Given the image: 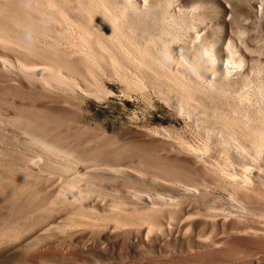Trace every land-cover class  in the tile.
Masks as SVG:
<instances>
[{"label": "rangeland", "instance_id": "374dc122", "mask_svg": "<svg viewBox=\"0 0 264 264\" xmlns=\"http://www.w3.org/2000/svg\"><path fill=\"white\" fill-rule=\"evenodd\" d=\"M22 1H25V2L22 3ZM41 1L42 0H33V1L32 0H27V1L26 0H0V10H1L0 12L2 13V15L0 13V30H1L0 32L2 33V34L0 33L1 34L0 35V40H1L0 41V59L4 57V60L9 61L7 62L1 59L3 61L2 63V61L0 60V182H1L0 196L3 198L2 199L0 197V201L2 200L1 203L3 205V206L0 205V231L1 230L5 231V233L2 231L0 234L2 237L4 236L2 240H1L2 237L0 238L1 243H3V244L0 243V264H264V244H256L251 239L249 241L248 238H244V237H232L231 238L232 247L223 253L219 252L216 254L212 252L211 249L205 248L196 242V237H198L199 235L202 236L205 233L201 228L193 229V231L191 230L192 232H190V234L188 233L189 230L186 227H182L183 229L181 228V230H178V226H179L178 224H180V219L184 212L183 210L187 208L189 205L188 204L189 202H187L186 204L187 200L183 196L182 192L179 190L178 185L183 184L184 182L188 180L200 181L204 178L213 179V177L208 172L204 171V168H205L204 164L197 163L193 165H188L187 164L188 157L185 155L186 152H184L186 149H184V151L181 150L182 148L187 146L186 142H190L191 145H194L200 148L202 143L205 140L210 138L211 142H213V138H214L212 130H210L207 127V124L205 123V120H204L205 117L202 115L201 110L198 108H193V106L191 105L192 100L189 99L190 97H193V98L203 97L204 92H207L210 88V86H207L208 84L206 85V81L204 79L199 78V76L196 73L195 66H193L194 64L193 54L189 49H190L191 44L192 43L194 44V42L192 41H195V39L193 38L191 39L189 37L190 36L193 37L195 34L201 33L200 35H206L208 38L212 40L214 39L213 41L216 42L215 43L216 48H219L224 51L225 48L227 49L229 47L230 50L233 49L231 51L233 54L235 53L236 55L238 54V52L236 51H239V53L246 52V49L248 48V46L251 45L250 43H252V45L250 46L251 48H248L246 52L250 54V52L253 51L251 52V55L254 54L255 56L254 55L249 56V58L253 57L252 60L250 62L244 63L245 65L242 64V67H238L240 69L236 68L237 70L234 69L230 71L231 77L230 75H227V78L229 80L233 81L234 79L235 81L237 77L240 76L242 71H247L248 73L247 86L248 87L246 90L240 92V94L236 96H233L227 99L225 97L224 99L226 100V102L223 103L222 106L224 109H228V111H231L232 109L230 110L228 107H226L227 106L226 104H229L232 101L236 100L235 104L239 106V108L237 111L235 108H233L235 110L234 111L232 110L233 112L231 111V114H230V116L233 119L235 117V119L237 120V121L235 120L236 123L245 127L246 125H244L243 122L246 123V120L248 121V119H250L253 122L255 121V123L262 122L264 124V116H263L264 115V109H263L264 108L263 107L264 106V94H263L264 92H261L264 89V87H262L264 86V84L261 85L262 83H264L263 82L264 79H261L262 77L264 78L263 76V73H264V68H263L264 67L263 66L264 65V50H263L264 49V0H173V1L165 0L164 3H162L159 6V9L162 10L163 15H165L162 19L163 21L160 20L157 22V24L155 25L157 29L155 31V34L152 35V38L150 35V39H153V40H148L149 46H152L155 43L154 46H156V48L149 47V49L147 45L145 46V44H148V41L145 38L149 37V35H145L146 34L145 30L141 26H138L137 22L130 21L131 17L128 16L130 8L123 9V7L127 8L128 3H129L128 6L131 7V3H132L131 0H104L103 2L102 0L100 1V5L102 3H107V1L109 2L106 4L107 6L106 5L105 6L107 10H110V12L116 10L115 8L117 7L116 12L115 11L111 12V14L113 13V16H114V18L112 17L113 19L111 18L112 15L108 14L109 11H107V14H106L105 7H104L105 9H102L103 4L101 6L102 8L99 7L100 6L99 2L96 0L95 1L93 0L94 2L90 0H86V2L83 0H79V1H82V4L85 3L83 5H86L87 3L86 5L87 7L80 4L78 0H75V1L57 0V2L59 1L58 3H56V0H52L51 4H53L54 6L51 4L48 6H45L49 8V9L45 8V11H42L44 7L37 6V4L42 5V3H44V1H42V3ZM136 1L139 4H143L144 2V0H136ZM171 1L173 3H171ZM166 2H167V5H166ZM20 3L22 5L21 8L19 7ZM26 3L29 5H27ZM63 3H64V6H61L60 4L63 5ZM72 3H74V7H77L79 4L78 7H80L79 8L80 10H78V8H73ZM93 4H98L97 5L98 7H94L95 5ZM43 5H47V4H43ZM90 5L92 6L91 8H89ZM111 5L115 6V7L112 6L113 7L112 10H111L112 8ZM70 6H72V8L70 9V13H68L69 10L67 9H69L68 7ZM121 6L123 7L121 8ZM167 6L168 8H166ZM171 6L172 8H170ZM27 7L28 8L31 7V9L29 10ZM84 7H86L85 11L87 13L88 11H89V14L90 12H94L93 15L91 14L92 17L87 13L86 14L83 13L84 11H81L82 9H84ZM32 8L36 10V12H38V10L40 12L41 11L45 12L43 14L41 13L42 18L39 15L40 12L34 13V10ZM39 8H42V9H39ZM63 8H67V9H63ZM118 8L119 9L121 8L120 10L122 11H120ZM92 9L93 11H90ZM46 10L47 11L49 10L48 13L51 10L53 12L54 10L58 11L57 13L60 12L59 15L57 16L58 19H56L57 17L55 15H52L56 12L54 13L52 12L51 14L49 13L50 15L53 16L51 18L48 16L43 17L45 15H48L46 14L47 12ZM119 11L121 12V14L118 13ZM172 12H173V15L176 13L175 17L172 15ZM182 12H184V15L182 14ZM73 13H78V14L80 13L79 15L83 14V18H84L83 23L84 22L85 23L82 25H84L85 27H88V28H84V31H83L85 32L87 29L86 34L83 35V32L80 33V31L83 30L82 28L84 27L81 24L80 25L77 24V29L76 27H72L73 32L71 31V25L72 26L76 25V23H74L73 21H70L71 20L70 14L73 15ZM103 13L105 14V16ZM194 13L197 18L195 17ZM84 14L88 16H85ZM98 15L99 17L96 20V17ZM101 16L103 18H108V20L110 19L109 21L110 23H105V21H103L104 19L100 18ZM122 16L126 18L123 19ZM27 17L28 18L32 17V18H29L31 19L29 20ZM88 17H91L92 19L93 17L95 18L93 19V21L96 20L94 24L92 23L93 21L91 20V18H90V21L92 22L88 23L90 22L88 20L89 19ZM179 17H180V20H179ZM63 18H65L64 19L65 23L63 20H61ZM183 18H184V21L182 22L183 24L182 25L181 21L183 20ZM231 18L234 20H232ZM21 19H22V23L26 21L25 23H27L30 26L29 32L31 34L33 33L32 35L26 34V33H29L27 32L28 30L23 31L22 28H19L17 26V23H19ZM42 19H45V21H42ZM66 19H68L69 21ZM98 19L101 21V23H98L99 26L96 24L97 22H100ZM119 19L120 21H123V22H120ZM127 19H129L128 20L129 22L127 21ZM59 20L61 21L60 23H58ZM108 20H106V22H108ZM38 21L39 23H37ZM40 21L42 23H40ZM47 21L49 23H52V22L55 23V25H57L58 27H55V26L52 27V25H54L53 23L47 25L48 24ZM112 21H114L115 25L113 24ZM164 21L165 23H167V25H164L165 24ZM166 21H168L169 23ZM102 22L105 23L106 25V26H103L104 24L102 25L103 29L100 27ZM61 23L62 24L64 23L63 24L64 26ZM111 23L113 25L111 26L108 25ZM119 23L121 24L119 25ZM65 24H69L70 27H67ZM117 24L119 27L118 26L116 27ZM60 25L62 26V28ZM89 25H91L90 30L92 29H95V30L89 31ZM79 26L81 27V29H79L80 28ZM129 26H131V29H128ZM165 26L166 27L168 26L169 28H166ZM47 27L48 28L55 27L54 29L56 31L53 29L46 30L45 28ZM229 27L231 28V30ZM56 28H59L60 30ZM133 28H135L136 30L134 29V31L131 32ZM170 28L173 30H171ZM175 28L176 29L178 28V29L176 30ZM194 28H199V29H194ZM18 29H21L19 30V32L22 31L20 32V34L18 32ZM78 29L79 31H77ZM120 29L121 30L123 29V30L121 31ZM64 30L66 31L64 32L66 36L61 35L62 34L61 32H63ZM163 30L168 31L169 32L168 35H167V32H164ZM182 30L183 32H181ZM229 30H230V33L232 34L229 33ZM246 30L248 31L249 35H247ZM36 31H40L39 36H37L38 37L37 41H36L37 37H35L36 36L35 34H37ZM112 31H118L120 34L117 32V35H121L119 36V38H122L123 41L120 40L118 37L116 38L115 37L116 35H114L116 32L113 33ZM128 31H130L132 35L129 34L130 32L128 33ZM143 31L145 32V34ZM184 31L186 32L189 31V32L187 34ZM55 32L59 33L57 34L59 38L58 37L56 38V36L54 35ZM76 32L79 33V35L77 36H80V37H77L74 35V33ZM87 32L88 33L93 32V34L90 35ZM134 32H136L137 34L136 33L134 34ZM100 33L103 34L101 36V38L102 37L103 38L100 39L99 41V36L101 35ZM109 33L110 35H108ZM170 33L175 34V35H172ZM233 33H236V34H233ZM240 33L242 36L240 35ZM40 34L43 35V37H41ZM127 34L131 36L129 35L127 36ZM169 34L171 36H169ZM228 34L230 36L233 35L232 36L233 38L230 37ZM60 35L64 36L62 37L63 40L61 39ZM85 35H87L86 39L84 38ZM136 35H138V37H135ZM142 35H145L146 37ZM155 35H159L158 38ZM239 35L241 36V38L239 37ZM105 36L107 38L111 36V39L110 38L107 39ZM126 36L129 38L131 37L133 38L129 39ZM172 36L174 38H171ZM33 37L37 43L34 42V40H32ZM44 37L46 38L48 37L49 39L50 38L51 39L50 41L47 40L46 42H44L46 40V38ZM134 37L137 40H135ZM141 37H143V39H145L147 43H145L144 41L141 42L140 40H143V39H140ZM182 37H186V38H182ZM79 38H84V39L81 40ZM160 38L164 41H161ZM124 39L125 40L128 39L129 42L128 41L127 42L129 44H127V42L124 41ZM165 39L167 40V42H165L166 41ZM247 39H249L250 42L247 41ZM7 40L9 41V44ZM86 40H89L87 42L91 45V47H89L90 45L86 42ZM113 40L115 41L114 44H113L114 42ZM117 40L125 43L127 47L124 48L125 45L122 42L119 43ZM154 40L155 41L159 40V42H155ZM83 41L85 42L83 43ZM101 41L110 43L113 46L112 47L113 50L109 49L110 52H106L105 50L109 51L107 47H109L110 44H108L109 46H106L105 45L106 43L103 42L104 46L102 43H100L101 45H99L98 43ZM134 41L137 43H135ZM14 42H17L18 44ZM47 42H49V45ZM53 42L55 43L57 42L56 43L57 46ZM140 43L142 45H140ZM243 43H244V46H242ZM134 44H137V45H134ZM97 45H99V48L97 47ZM163 45H166V46H163ZM232 45H234V47ZM239 45H240V48H239ZM257 45L258 46L260 45L261 47H257ZM92 46H93V49H96L97 47L96 51L93 49H90L92 48ZM101 46L106 47V48L102 49ZM41 47H43V49ZM81 47L82 49L83 48L84 49L82 50ZM145 47L147 51L144 50ZM180 47L186 48L185 54L181 55L177 51V48H180ZM243 47L244 49H242ZM28 48H33L36 51H34L33 49H28ZM44 48L47 50H44ZM57 48H59V50ZM116 48H120V49H116ZM127 48H130V49H127ZM167 48L169 49L171 48V50ZM257 48L261 49L262 51L257 50L258 52H260V53H257L256 52ZM41 49L44 50L45 52L42 51ZM87 49H90L91 51H93V53ZM115 49L119 53L122 52L121 54H124L125 56L122 57L123 55L119 54L117 51H115ZM152 49L153 50L156 49L157 51L155 50L153 51ZM249 49H252V50H249ZM28 50L29 51L33 50V51L29 52ZM49 50H51L52 52ZM78 50H81L79 51V53L83 52V53H80L82 55L78 53ZM84 50L88 51V53L85 54L86 51ZM101 50L102 52L104 51L103 52L104 56H102ZM127 50H128L129 57L126 56L127 53L125 51ZM131 50H134L133 51L134 53ZM38 51L39 53L40 52L41 53L38 54L37 53ZM47 51L51 52L52 54H49V52ZM55 51H60V52L56 53ZM68 51H71V52H68ZM111 51H113L114 56L119 54L118 58H115L117 56L113 58L115 59L114 61L116 62H114L112 59L109 60L107 58V56H109L108 54L111 53ZM169 51H172V53ZM96 52H99V53H96ZM156 52L157 53L160 52V54H157ZM53 53L56 55L55 57L60 58V59L67 58V60L69 61L70 59H74V58L81 57V56H82L81 58H83L89 53H90L89 55L93 56L94 58H92L91 56L90 57L86 56L88 59L91 58V60L84 61V59H87L86 57H84L82 59L83 62L82 60H79L80 58L76 60L74 59V62L76 63L74 62L73 63L76 66H79L77 64H80V66L77 67L79 69L81 68L80 73L77 74V72H72L69 70L66 71L67 69L62 68L61 75L59 76L61 77V79H58L59 77L42 75V76L35 77V80H34L33 79L34 77H32V79L27 77L30 75L25 76L24 75L25 72L24 74L21 73L23 70L26 71L30 67H34L38 65L45 66L49 64H54L52 59H55V58L54 56H51V55H54ZM62 53L64 54V57ZM67 53H68V57H67ZM105 53H108V54H105ZM145 53H147L148 55H146ZM69 54H71L72 56ZM149 54H151V56ZM136 55H139V57ZM69 56H71V58ZM100 57L102 59H100ZM152 57L154 58L152 60L150 59L151 60L150 61L149 58H152ZM124 58H127L128 61L127 59H124ZM137 58L138 60H136ZM139 58L141 59L139 60ZM166 58H167V61H166ZM181 58H183V61ZM93 59L94 61L98 60L96 61L97 63L96 62L94 63ZM142 59H144V61H147V62L146 63L143 62ZM104 60L105 62L104 64H102ZM160 60H162L163 62L162 61L160 62ZM126 61H127V64L125 63ZM155 61L158 63H156ZM251 62L252 64H250ZM106 63L109 64V65L107 64L108 67L106 66ZM150 64L152 65L150 66ZM172 64L175 66H173ZM189 64H191L190 65L191 68ZM220 64L224 65L225 62L222 61L219 63V65ZM255 64H259V65H255ZM122 65L125 67H122ZM131 65L133 67H131ZM153 65H156V66L153 67ZM22 66H25V67H22ZM81 66L83 67L88 66L87 67L88 69L85 68L86 69L85 71L86 72L89 71L87 72L89 73V75L83 72L84 69ZM179 67H181V69ZM105 68H108L107 70H109V68L111 69L113 68L114 71H112V74H111V70H109L108 73H104V71L106 70ZM141 68H142V71L145 69L146 70L142 72ZM149 68L150 70L153 69L151 70L150 73H149L150 71ZM157 68H159L160 70L162 69L161 72ZM260 68H262L263 70ZM128 69H131L133 71L130 72V70ZM166 69L168 70V72ZM251 69L253 70L251 71ZM154 70L156 72H154ZM134 71H137V73L135 72L134 74L135 76H133ZM69 73H72V75ZM128 73L130 74V76L127 75ZM152 73H155V74H152ZM146 74L147 75L150 74V76L151 74L153 75L149 77L151 80L149 78H146L149 76V75L146 76ZM142 75L143 77H141ZM208 75L209 76L211 75L210 71L208 72ZM111 76H114L115 78L114 77L111 78ZM136 76L138 77L135 78ZM169 76L171 77V79H169L170 78ZM130 77L132 81H130ZM132 77L134 78V80ZM124 78H126L125 81H123ZM56 79L60 82L59 84H57L58 81ZM156 79L157 81L161 82L162 85L161 83L159 84V82L157 83ZM179 79H181V81H183L185 84L179 81ZM44 80H46V82ZM84 80L86 81L88 80V82L85 83ZM154 80L156 84L154 83L151 84L150 82H154ZM256 80H260V82L257 81V84H256L255 83ZM61 81L65 84H63ZM54 82H56V84ZM69 82L72 84H70ZM127 82L128 84H126ZM147 83H149L148 87H147ZM170 83H173V84H170ZM157 84H159L160 87H157L158 86ZM178 84L181 87L178 86ZM253 84L254 85L256 84L257 87L253 86ZM68 85H71V86H68ZM55 86H57L58 88ZM63 86L65 89L63 88ZM73 86L76 87L77 89L76 88L75 90L72 89ZM151 86H155V87L152 88ZM66 87L71 90H68ZM252 87H254L253 88L254 91L256 89V91L254 92L255 94L252 91L253 90ZM154 88L155 89L159 88L158 90L160 92L162 91L163 93L162 92L161 93L163 95L161 93L160 94L162 96L156 95V93L159 94V91L158 90L153 91ZM260 89L262 90L260 91ZM83 90L86 91V93L83 92ZM169 91L170 92L172 91V92L170 93ZM183 91H184V94L186 92V94L188 95H182ZM165 92L166 93L168 92V93L166 94ZM260 94H261V97L259 96ZM164 95H166L167 97ZM251 95H253L254 98H252ZM247 96H249L250 98ZM160 97H163L164 100L161 99ZM185 97L188 99H186ZM183 98L186 99L187 101L184 100ZM167 99L171 101H168ZM243 99L246 101H249V103L248 102L246 103V101H244ZM242 101L245 104H242L243 103ZM252 101L254 105L251 104ZM257 101L260 102L261 104L258 103ZM240 102L242 103L240 104ZM254 102H256L258 107L255 105ZM243 105H245L246 108L243 107ZM248 109L250 110L248 111ZM186 110L187 111L189 110L191 112L189 111L187 112ZM241 113L242 114L244 113L243 114L244 116ZM261 113H262L261 116L263 119L261 118L260 120L261 116L259 114ZM252 114L253 115L255 114L254 115L255 117H253ZM186 117H189L190 119L189 118L187 119ZM240 118H242V120ZM197 131H198V134H197ZM197 138H199L200 140ZM31 139L34 141L35 144L31 143L33 142ZM174 140H177V141L175 142ZM181 140L183 141L184 146H182L183 144H181L182 143ZM172 141H174L175 143V144L173 143L174 144L173 147H171V145H173L171 143ZM39 142L43 143L42 145L43 148L41 145L39 146ZM47 143H50L51 145L52 144L56 145V146L52 145V148H54L53 152L50 151L52 149L49 148L50 150H48V148H46L47 151L45 153V147H46L45 145H47ZM168 143H171V144L168 145ZM180 144L182 147H179ZM55 148H57L56 151H55ZM58 150H61V151L63 150V151L62 153H60L61 151L58 152ZM177 150H178V153H177ZM63 152L65 153L67 152V153L64 154ZM179 152H180V156H179ZM183 152L185 153L184 156L182 154ZM47 153L48 155H46ZM174 153H177V154H174ZM26 156H28V158ZM35 157L37 160L39 159V161H36V159L34 161ZM27 160H29L30 162L26 163L25 161ZM31 161L36 163L34 168L33 167L30 168ZM23 163H24V166H23ZM100 165L102 166L105 165L106 167L103 169L101 168ZM198 165H199V168H198ZM107 167L108 169H110L111 172L108 169H106ZM28 168L29 170H32L31 173L33 174V175L30 174L31 175L30 177L29 175H27L30 172L29 170H27ZM105 169L108 170L109 172H107ZM125 169L134 171L133 172L134 175H129L127 172H125ZM188 169L189 171L191 170L193 174L197 172L196 174L201 175V177L199 178L197 176H190L191 178L189 177L190 178L189 179L187 175H185ZM26 170L28 171L27 174H25ZM33 176L36 179L33 178ZM5 177H8V178H5ZM3 178H5L6 181L8 182L14 180L17 183H19V186L15 187V185L17 184L13 185L14 187L11 186V184H14V181H13V182H10L11 184L10 183L7 184V185L10 184L9 187L7 186L3 187L2 183L6 182V181L3 182L5 180V179L3 180ZM10 178L11 179L13 178V180H11ZM72 181L74 184V185L72 184L74 190L72 192L71 191L69 192L68 185H70ZM68 182H71V183H68ZM62 183L63 184L65 183V184L63 185ZM28 184L29 185L32 184L31 187L33 186L34 188L32 187V189H27V186L28 188H31L29 187ZM65 185L66 187H64ZM213 186H215L216 188ZM213 186L210 187L211 190L210 188L209 189L207 188L208 190L206 189L207 193L208 191L209 192L210 191L211 192L220 191V193L224 194L225 196L229 195V193L226 190L227 187L225 186L224 183H219L218 185L216 184ZM17 187H20L19 190ZM4 188L7 190H4ZM33 189H36L35 192ZM42 189H43V192L41 193ZM11 190H14V191L12 192ZM25 190L28 191L29 195L30 193L34 192L32 194H35V195L38 194L40 197H41V194L44 193L43 195L45 196V198L44 196H42L43 197L42 200L44 201V204L42 203L43 201L42 202L40 201L42 197L40 198L38 195H37L38 197H35L32 195L28 197L29 199L26 197L28 195L22 196L23 194H27L26 193L27 191ZM37 190L41 194L37 193ZM16 191L21 193L20 197H19V193L17 194ZM139 191H141L142 194L144 193L149 198L151 197L150 199L152 201H154L153 198L157 194L160 196L161 195L165 196L168 199L171 198L170 199L172 200L171 203H175V205L177 204L178 207L177 206L176 207L178 209L175 206H173V204L172 205L170 204L168 205L157 204L156 205L155 202H152L150 200L151 204H153V205L150 204L151 207H149L150 205L148 206V208H150V211H152L151 209L156 208L157 210L159 209L158 211L161 213H159L157 210L153 212H150L148 210L146 212L145 210H147V205L143 204L141 201H139L138 203L139 199L136 198L137 197L136 195L140 193ZM45 192H47V195H45ZM13 193L16 195L12 196ZM51 193L53 194V196H51L52 195ZM72 193H74L75 195ZM127 193L128 194L130 193L129 195L131 197ZM68 194L72 195V198ZM86 194L87 196H84ZM7 197H9L8 200L6 199ZM18 197L20 199H17ZM31 197L33 200L34 198L35 200L40 198L39 201L37 200L36 202L35 201L34 202L36 204L37 202H41L43 204V207L40 206L42 205L41 203L40 205L38 204L39 206L34 204L33 201L31 200ZM57 197L58 199L56 200ZM68 197L70 199H67ZM133 198L137 200L135 201V199ZM23 199L24 201L26 200L30 201L32 205L34 204V206L39 207V208L35 207V209L37 208L38 210H35L36 211L35 212L33 209L34 207H32V205L27 201H26L27 205L26 204L23 205L24 204ZM46 199H48L47 201H50V203L47 202ZM54 199L56 201L55 204H53ZM180 200L182 201L180 202ZM17 202L18 203L21 202L19 205L22 207L17 208V206H19L17 205L18 204ZM6 203L8 205H6ZM46 203L47 205H45ZM183 203H185L187 207H185V205L181 206V204ZM159 206H163V207H161L160 209ZM168 206L169 208H167ZM171 206L173 207V209ZM104 207L106 208L109 207L111 210L108 208L106 209ZM27 208H30V209L27 210ZM134 209L135 210L137 209V210L135 211ZM30 210H33V211L31 212ZM41 210L43 213L39 212ZM149 212L151 213V215L154 214L153 216H155V218L151 216ZM157 213H159L158 214L159 217L157 216ZM40 214H42L43 216ZM143 214H146V215H143ZM147 216L148 217L151 216V218H148ZM156 218L160 220L154 221ZM165 218L166 220H163ZM40 219L43 221H40ZM141 219L143 221H141ZM152 219L153 221H151ZM174 219H177V220L175 221ZM38 221L40 222L39 223L40 225H37ZM160 221H162L163 223ZM151 223L152 225L153 223L155 224L152 226ZM168 223L170 224L168 225ZM35 225L36 227H34ZM43 225L44 227H42ZM156 225L158 226L156 228H158V230L161 228V230L159 231L156 230L155 229ZM29 226H31L30 229H29ZM47 226L50 228H48ZM151 226L153 227V229ZM21 227L25 228V230H23ZM51 227L54 228L52 229V232H51ZM13 228L16 229L15 232H14L15 229L12 230ZM18 228H20V230ZM33 228H35L34 230L36 231H33ZM186 229H187L186 234L187 235L189 234V235L188 237L186 236L187 238H182V237H185V235L182 236V234H185L184 230L186 231ZM150 230H151V233H150ZM171 230H174V231L170 232ZM194 230L196 231L194 232ZM198 230L200 231L202 230V231L200 232ZM32 232L33 233L35 232V233L33 234ZM10 233H12L15 236H13ZM158 233L160 235H158ZM29 234H32V235H29ZM37 234L41 235V236H38V239H36ZM176 234L179 235L180 237L177 236ZM169 235H171L172 237ZM175 235L177 238H175ZM158 236L160 237L158 238ZM189 236L191 238H189ZM33 237L36 240H31V239H34ZM155 237H157L158 239L155 240ZM28 238H31L30 239L31 241ZM153 240L157 242H154ZM244 240L249 243L245 242ZM22 243L24 245H22ZM245 244L246 246H244Z\"/></svg>", "mask_w": 264, "mask_h": 264}, {"label": "bare ground", "instance_id": "6f19581e", "mask_svg": "<svg viewBox=\"0 0 264 264\" xmlns=\"http://www.w3.org/2000/svg\"><path fill=\"white\" fill-rule=\"evenodd\" d=\"M27 1V0H26ZM33 1V0H32ZM42 1H44V3H42ZM41 1V3H42V5L40 4H37V6H39V7H44V9L42 10V11H45V8H48V7H45V6H48V5H50L51 4V2H52V0H42ZM69 1H72V0H69ZM73 1H75V0H73ZM79 1V0H78ZM83 1H85L86 2V0H83ZM90 1H93V0H90ZM95 1V0H94ZM93 1V2H94ZM96 1H98L99 2V5H100V1L101 0H96ZM104 0H102V2H103ZM164 1L165 0H144V2H143V4H139L136 0H131V7L130 6H128V4H127V8H124L123 6H121V8L123 7V9H128V8H130L129 10V15L128 16H130L131 18H130V21L131 22H137V25L138 26H141L144 30H145V32H146V34H145V32H144V34L145 35H149V37H146L145 35H142V36H145L146 38L145 39H147V41L148 40H153V39H150V35H151V38H152V35H154L155 34V31L157 30L156 29V27H155V25L157 24V22L158 21H160V20H162L163 19V17L165 16V15H163V12H162V10H160L159 9V6L162 4V3H164ZM173 1V0H172ZM171 1V3H173ZM23 2H25V1H22V3ZM59 2V1H58ZM57 2V0H56V3H58ZM68 2V1H67ZM125 2H127V1H125ZM31 3V2H30ZM33 3H35V2H33ZM38 3V2H37ZM65 3H66V1H65ZM79 3L80 4H82V1H79ZM96 3V2H95ZM107 3H109L108 1H107ZM107 3H102L103 4V8L101 7L102 6V4L99 6V7H101L102 9H105L106 8V4ZM227 3V2H226ZM27 4V3H26ZM25 4V5H26ZM43 4H47V5H43ZM73 4V8H78V10H80L79 8L80 7H78L79 6V4H78V6L77 7H74V3H72ZM76 4V3H75ZM83 4H85V3H83ZM82 4V5H83ZM90 4V3H89ZM119 4V3H118ZM20 6V8L22 7V5H21V3L19 4ZM27 5H29V4H27ZM33 5V4H32ZM51 5H53V4H51ZM61 6H64V3H63V5L62 4H60ZM70 5V4H69ZM86 5H87V3H86ZM86 5H83V6H86ZM93 5H95L94 7H98L97 5L98 4H93ZM106 5V6H105ZM116 5V4H115ZM120 5H122V4H120ZM166 5H167V2H166ZM165 5V6H166ZM229 5V4H228ZM54 6V5H53ZM82 6V7H83ZM115 7L114 5H111V7ZM33 7V6H32ZM66 7V6H65ZM87 7V6H86ZM86 7H84V9H82L81 11H84L83 13H87L86 11H85V8ZM92 6L90 5V7L89 8H91ZM93 7V8H94ZM105 7V8H104ZM113 7L111 8V10L113 9ZM119 7V6H118ZM164 7V6H163ZM232 7V6H231ZM28 8V7H27ZM34 8V7H33ZM32 8V9H33ZM62 8V7H61ZM69 9H67V8H63V9H67V10H69V12L68 13H70V9L72 8V6H70V7H68ZM120 8V9H121ZM166 8H168V6L166 7ZM170 8H172V6L170 7ZM169 8V9H170ZM29 10L31 9V7L30 8H28ZM35 9V8H34ZM33 9V10H34ZM38 9V8H37ZM39 9H42V8H39ZM49 9V8H48ZM116 10H117V7L115 8ZM119 9V8H118ZM119 9V10H120ZM231 9V8H230ZM229 9V10H230ZM262 9V8H261ZM32 10V11H33ZM53 10V9H52ZM50 11L49 13L51 14L53 11ZM57 10V9H56ZM75 10V9H74ZM87 10H89V9H87ZM106 10V14H107V11H109V13L108 14H111V12H116V10H114V11H111L110 12V10H107V8L105 9ZM105 10H103V11H105ZM228 10V11H229ZM1 11V10H0ZM9 11H11V10H9ZM31 11V12H32ZM40 12L39 10H38V12H36V10H34V13L36 12V13H39L40 12V17H41V15L43 14V13H45V12ZM47 11V10H46ZM49 11V10H48ZM48 11L46 12V14H48V15H45V16H43V17H46V16H48V17H53L52 15H55L56 17L59 15V13H57L58 11H55L54 10V12H56V13H54V14H52V15H50L49 13H48ZM61 11V10H60ZM90 11H93V9L92 10H90ZM120 11H122V10H120ZM118 12L119 14H121V12ZM125 11V10H124ZM170 11V10H169ZM205 11V10H204ZM64 12V11H63ZM73 12V11H72ZM77 12H79V11H77ZM1 13V12H0ZM42 13V14H41ZM65 13V12H64ZM93 13L94 12H90V14H89V11H88V13L87 14H89L90 16H91V14L93 15ZM105 13V12H104ZM103 13V14H104ZM126 13H127V11H126ZM179 13V12H178ZM177 13V14H178ZM180 13H181V11H180ZM5 14H6V12H5ZM28 14V13H27ZM72 14V13H71ZM70 14V18H71V20L70 21H73L74 23H76V25L75 26H72L71 25V31H72V27H76V29H77V24L78 25H82V24H84L83 23V14H81V15H79L78 13H73V15H71ZM84 14V15H85ZM117 14V13H116ZM176 14V13H175ZM175 14L173 15V12H172V15L175 17ZM182 14L184 15V12H182ZM1 15H2V13H1ZM32 15H34V14H32ZM37 15V14H36ZM66 15H67V13H66ZM95 15V14H94ZM112 16H111V18L113 17L114 18V16H113V13L111 14ZM179 15V14H178ZM194 15H195V13H194ZM26 16H28V15H26ZM29 16H31V15H29ZM85 16H88V15H85ZM104 16H105V14H104ZM119 16H121V15H119ZM123 16H125V15H123ZM122 16V17H123ZM127 16V17H128ZM182 16V15H181ZM192 16V15H191ZM232 16V15H231ZM33 17V16H32ZM32 17H29V18H32ZM60 17V16H59ZM65 17V16H64ZM92 17V16H91ZM91 17H88L89 19V21H90V18ZM96 17V16H95ZM99 17V15L96 17V20H97V18ZM121 17V18H122ZM132 17H133V19H132ZM177 17V16H176ZM194 17V16H193ZM195 17H196V15H195ZM28 18V17H27ZM28 18V19H29ZM36 18V17H35ZM42 18V17H41ZM66 18V17H65ZM65 18H63V19H61V20H63L64 21V19ZM100 18H102V19H104L103 21H105V23H110L109 21H110V19L108 20V18H103L102 16L100 17ZM112 18V19H113ZM119 18V17H118ZM118 18H116V19H118ZM124 18H126V17H123V19ZM197 18V17H196ZM233 18V17H232ZM231 18V19H232ZM4 19H5V17H4ZM3 19V20H4ZM9 19V18H8ZM38 19V18H37ZM45 19H47V18H45ZM45 19H42V21H45ZM56 19H58V17L56 18ZM56 19H54V20H56ZM93 19H95L94 17H93ZM93 19L91 18V20L93 21ZM108 20V22H106V20ZM122 19V20H123ZM175 19V18H174ZM192 19V18H191ZM29 20H31V19H29ZM28 20V21H29ZM52 20V19H51ZM66 20H68V19H66ZM87 20V19H86ZM96 20H94L93 22L92 21H90V22H88V23H93L94 24V22L96 21ZM99 20V19H98ZM129 19H127V21H128ZM179 20H180V17H179ZM179 20H178V22H179ZM199 20V19H198ZM202 20V19H201ZM232 20H234V19H232ZM231 20V21H232ZM19 21V20H18ZM69 21V20H68ZM67 21V22H68ZM100 21V20H99ZM119 21H120V19H119ZM125 21V20H124ZM126 21V22H127ZM163 21V20H162ZM184 21V18H183V20L181 21V24H182V22ZM230 21V20H229ZM24 22V21H23ZM26 22V21H25ZM24 22V23H25ZM34 22V21H33ZM52 22V21H51ZM61 21L59 20L58 21V23H60ZM113 22V24H114V21H112ZM116 22H118V21H116ZM120 22H123V21H120ZM129 22V21H128ZM166 22H168V21H166ZM175 22V21H174ZM193 22V21H192ZM194 22H195V20H194ZM205 22V21H204ZM203 22V23H204ZM11 23V22H10ZM16 23V22H15ZM22 23V19L20 20V22L19 23H17V26L19 27V28H22L23 29V31L24 30H28L27 32H29L30 30H29V25L27 24V23ZM32 23V22H31ZM36 23V22H35ZM37 23H39V21L37 22ZM40 23H42L41 21H40ZM48 23V24H47ZM47 25H49V24H52V23H49L48 21H47ZM57 23V22H56ZM64 23H65V21H64ZM63 23V24H64ZM98 23H101V21L100 22H97L96 24L99 26V24ZM105 23H103L102 22V24H101V28L103 29V27H102V25L103 26H106L105 25ZM164 23H165V21H164ZM169 23V22H168ZM200 23V22H199ZM202 23V22H201ZM237 23V22H236ZM54 25H52V27L53 26H55V27H58L57 25H55V23H53ZM62 24V23H61ZM62 24V25H63ZM69 24H71V23H69ZM69 24H65L67 27H70L69 26ZM93 24H91V25H93ZM112 23L111 24H108V25H113ZM121 23H119V25H120ZM170 24H171V22H170ZM175 24V23H174ZM173 24V25H174ZM191 24V23H190ZM193 24V23H192ZM232 24V23H231ZM240 24V23H239ZM12 25V24H11ZM88 25V24H87ZM86 25V26H87ZM91 25H89V31H93V30H95V29H92V30H90V26ZM115 25V24H114ZM131 25H132V23H131ZM161 25H163V24H161ZM164 25H167V23H165ZM179 25V24H178ZM177 25V26H178ZM183 25V24H182ZM198 25V24H197ZM10 26V25H9ZM39 26V25H38ZM45 26V25H44ZM51 26V25H50ZM49 26V27H50ZM61 26V25H60ZM60 26H59V28H60ZM64 26V25H63ZM82 26H84V25H82ZM110 26H108V27H110ZM118 26V24L116 25V27ZM135 26V25H134ZM133 26V27H134ZM175 26V25H174ZM173 26V27H174ZM176 26V27H177ZM185 26H187V25H185ZM203 26V25H202ZM240 26V25H239ZM5 27V26H4ZM11 27H13V26H11ZM15 27V26H14ZM54 27V28H55ZM80 27V26H79ZM93 27V26H92ZM95 27V26H94ZM115 27V28H116ZM119 27V26H118ZM166 27V26H165ZM172 27V26H171ZM184 27V26H183ZM182 27V28H183ZM188 27H190V26H188ZM199 27V26H198ZM32 28V27H31ZM35 28V27H34ZM37 28H39V27H37ZM54 28H45L46 30H48V29H53V30H55ZM59 28H56V29H58V30H60ZM61 28H62V26H61ZM66 28V27H65ZM84 28H88V27H83L82 29L83 30H81L80 31V33L81 32H83L84 31ZM112 28H113V26H112ZM166 28H169L168 26L166 27ZM165 28V29H166ZM230 28V27H229ZM241 28H242V26H241ZM4 29V28H3ZM33 29V28H32ZM68 29V28H67ZM79 29H81V27L79 28ZM79 29L77 30V31H79ZM97 29H99V28H97ZM128 29H131V26H129V28ZM134 29L135 28H133V30L131 31V32H133L134 31ZM171 29V28H170ZM176 29V28H175ZM178 29V28H177ZM176 29V30H177ZM184 29V28H183ZM192 29V28H191ZM194 29H199V28H194ZM234 29H236V28H234ZM19 30H21V29H18V32H19ZM61 30H63V29H61ZM69 30H70V28H69ZM105 30V29H104ZM117 30V29H116ZM121 30V29H120ZM123 30V29H122ZM121 30V31H122ZM136 30V29H135ZM171 30H173V29H171ZM170 30V31H171ZM180 30V29H179ZM178 30V31H179ZM193 30V29H192ZM191 30V31H192ZM230 30H231V28H230ZM230 30H229V33H230ZM1 31V30H0ZM12 31V30H11ZM14 31V30H13ZM32 31V30H31ZM56 31V30H55ZM68 31V30H67ZM86 31H87V29H86ZM86 31L85 32H83V35L84 34H86ZM101 31H103V30H101ZM164 31V30H163ZM177 31V32H178ZM243 31V30H242ZM247 31V30H246ZM15 32V31H14ZM20 32H22V31H20ZM20 32H19V34H20ZM37 32V34H35L36 36L35 37H37V36H39V32L40 31H36ZM45 32V31H44ZM54 32V31H53ZM53 32H51V33H53ZM58 32H60V31H58ZM64 32H66L65 30L63 31V32H61L62 34L61 35H65L64 34ZM70 32V31H69ZM73 32V31H72ZM95 32V31H94ZM99 32V31H98ZM113 33L114 32H116L114 35H116L115 37L117 38H119V36H121V35H117V32L118 31H112ZM130 31H128V33H129ZM131 32L129 33V34H131ZM137 32V31H136ZM136 32H134V34L136 33ZM164 32H167V35H168V31H164ZM177 32H176V34H177ZM180 32V31H179ZM178 32V33H179ZM181 32H183V30L181 31ZM184 32H186V31H184ZM189 32V31H188ZM188 32H186L187 34H188ZM232 32V31H231ZM1 33V32H0ZM5 33V32H4ZM24 33H26V32H24ZM88 33V32H87ZM97 33V32H96ZM96 33H94V34H96ZM119 33V32H118ZM194 33V32H193ZM203 33V32H202ZM2 34V33H1ZM0 34V35H1ZM18 34V35H19ZM26 34H28V35H32L30 32L29 33H26ZM25 34V35H26ZM57 34H59V33H56L55 32V36H56V38L58 37V35ZM88 34H90V35H92L93 34V32H89ZM101 35L99 36V41H100V39H102L101 38V36L103 35L102 33H100ZM120 34V33H119ZM129 34H127V36L129 35ZM137 34V33H136ZM170 34H172V33H170ZM169 34V36H171ZM191 34V33H190ZM195 34V33H194ZM201 34V33H200ZM200 34H195L193 37L192 36H190L189 38H193V39H195V41H192V42H194V44L192 43L191 44V46H190V51L192 52V54H193V61H194V64H193V66H195V70H196V73H197V75L199 76V78L201 79H204L205 81H206V85L207 86H210V88H209V90L207 91V92H204V96L203 97H200V98H193V97H190L189 99H191L192 100V106H193V108H198V109H200L201 110V112H202V115L205 117V123L207 124V127L210 129V130H212V133H213V142H211V139L209 138V139H207V140H203L204 142L202 143V145H201V147L200 148H198V147H196V146H194V145H191L190 144V142H186V144H187V146H185L184 148H182L181 150L182 151H184V149H186L184 152H186V154L183 152L182 154H183V156H184V154L188 157V159H187V164L188 165H193V164H197V163H202V164H204V166H205V168H204V171L205 172H208L212 177H213V179L212 178H204V179H202V180H200V181H198V180H188V181H186V182H184L183 184H180V185H178V188H179V190L182 192V194H183V196L185 197V199L187 200H185L186 201V204H187V202H189L188 204V207H187V205H185V203H183V204H181V206L182 205H185V207H187V208H185L183 211V215H182V217H181V219H180V224H178L179 226H178V230H181V228L182 227H186L188 230H189V234H190V232H192L193 231V229H196V228H201L205 233H204V235H199L198 237H196V242L198 243V244H200V245H202L203 247H205V248H208V249H211L212 250V252H214V253H219V252H225V251H227V250H229L232 246H231V244H232V240H231V238L232 237H244V238H248L249 239V241H250V239L254 242V243H256V244H264V124L261 122V123H255V121L253 122V121H251L250 119H248L247 117V119H248V121L246 120V123H244L243 122V124L244 125H246L245 127H243L242 125H240V124H238V123H236V119H235V117H234V119L230 116V114H231V111L233 110H235L236 109V111L238 110V108H239V106H237L236 104H235V101L236 100H234V101H232L231 103H229V104H226L227 106L226 107H228L231 111H228V109H224L223 108V103H225L226 102V100L224 99L225 97H226V99L227 98H230V97H233V96H236V95H238V94H240V92H242V91H244V90H246L247 89V83H248V78H247V76H248V73H247V71H242V73L240 74V76H238L237 77V79L234 81V79H233V81H231V80H229L228 78H227V75H230V71H232V70H234V69H236V68H238V67H242V64L243 65H245L244 63H246V62H250L251 60H252V58L253 57H251V58H249V56H252V55H254V54H252L251 55V52H253V51H251L250 52V54H248V53H246L247 52V49L248 48H251L250 46L252 45V43H250L251 45L250 46H248V48L246 49V52H244V53H239V51H236V52H238V54L236 55L235 53V55L232 53V51L231 50H233V49H229V47L226 49L225 48V50L223 51V50H221V49H219V48H216L215 47V41H213L212 39H210V38H208L206 35H200ZM230 34H232V33H230ZM233 34H236V33H233ZM41 35V34H40ZM60 35V36H61ZM73 35V34H72ZM74 35L75 36H77V35H79V33L78 32H76V33H74ZM99 35V34H98ZM108 35H110V33L108 34ZM112 35V34H111ZM125 35H126V33H125ZM132 35V34H131ZM131 35H129V36H131ZM163 35V34H162ZM161 35V36H162ZM172 35H175V34H172ZM181 35V34H180ZM185 35V34H184ZM229 35V34H228ZM227 35V36H228ZM240 35H241V33H240ZM239 35V37L241 38V36ZM247 35H249L248 34V31H247ZM5 36V35H4ZM66 36V35H65ZM94 36V35H93ZM126 36V37H127ZM155 36H157V38H158V36L159 35H155ZM177 36V35H176ZM186 36V35H185ZM188 36V35H187ZM230 36V35H229ZM233 35H231L230 37H232ZM20 37H22V36H20ZM23 37H25V36H23ZM41 37H43V35H41ZM62 37H64V36H61V39H62ZM77 37H80V36H77ZM76 37V38H77ZM82 37V36H81ZM84 37V36H83ZM86 37H87V35H85V39H86ZM88 37H90V36H88ZM106 37V36H105ZM114 37V36H113ZM135 37H138V35H136ZM134 37V39L135 40H137L136 38ZM140 37V36H139ZM164 37V36H163ZM168 37V36H167ZM237 37V36H236ZM235 37V38H236ZM17 38V37H16ZM19 38V37H18ZM30 38V37H29ZM28 38V39H29ZM44 38H46V37H44ZM59 38V37H58ZM66 38H68V37H66ZM84 38H79V39H84ZM92 38V37H91ZM107 38V37H106ZM108 38H110L111 39V36L110 37H108ZM107 38V39H108ZM127 38H129V37H127ZM131 38H133V37H131ZM131 38H129V39H131ZM149 38V39H148ZM154 38V37H153ZM171 38H174L173 36L171 37ZM182 38H186V37H182ZM233 38V37H232ZM247 38V37H246ZM21 39V38H20ZM41 39H43V38H41ZM51 39V38H50ZM50 39L47 37L46 38V40L44 41V42H46L47 40H49L50 41ZM70 39V38H69ZM78 39V38H77ZM88 39V38H87ZM107 39H105V40H107ZM109 39V40H110ZM120 40H122V38H119ZM140 39H143V37H141ZM145 39H143V40H140L141 42L142 41H144L145 43H147V41L145 40ZM161 39V38H160ZM32 40H34V37H33V39ZM38 40V37L36 38V41ZM60 40V39H59ZM63 40V39H62ZM116 40V39H115ZM133 40V39H132ZM132 40H131V42H132ZM157 40V39H156ZM166 40V39H165ZM171 40H173V39H171ZM227 40V39H226ZM231 40V39H230ZM243 40H245V39H243ZM251 40H253V39H251ZM1 41V40H0ZM8 41V40H7ZM35 40H34V42H36ZM39 41H40V39H39ZM87 41H89V40H86V42ZM114 41V40H113ZM119 43H121L119 40H117ZM124 41H128V39L127 40H125L124 39ZM139 41V40H138ZM155 41V40H154ZM153 41V42H154ZM161 41H164V40H162L161 39ZM242 41V40H241ZM247 41H249V39H247ZM3 42V41H2ZM85 41H83V43H84ZM103 42H105V41H101V42H99L98 44L99 45H101L100 43H102L103 44ZM129 42V41H128ZM127 42V44H129ZM130 42V43H131ZM135 42V41H134ZM155 42H159V40L158 41H155ZM165 42H167V40L165 41ZM233 42V41H232ZM234 42H235V40H234ZM243 42V41H242ZM250 42V41H249ZM14 43H17V42H14ZM37 43V42H36ZM48 43V45H49V42H47ZM53 43H55V42H53ZM57 43V42H56ZM56 43H55V45H56ZM82 43V44H83ZM88 43V42H87ZM86 43V44H87ZM106 43V42H105ZM115 43V41L113 42V44ZM123 43V42H122ZM135 43H137V42H135ZM162 43V42H161ZM164 43V42H163ZM170 43H171V41H170ZM218 43V42H217ZM8 44H9V41H8ZM18 44V43H17ZM60 44V43H59ZM75 44V43H74ZM89 44V43H88ZM87 44V45H88ZM93 44V43H92ZM108 44H110V43H106L105 45L106 46H109ZM124 45H125V43H123ZM123 44H121V45H123ZM132 44V43H131ZM153 44V43H152ZM151 44V45H152ZM155 44V43H154ZM154 44L152 45V46H149V41H148V44H145V46L147 45V47H148V49H149V47H155L156 48V46H154ZM157 44V43H156ZM166 44V43H165ZM188 44V43H187ZM237 44V43H236ZM249 44V43H248ZM253 44H255V43H253ZM47 45V44H46ZM90 45V44H89ZM99 45H97V47L99 48ZM134 45H137V44H134ZM139 45V44H138ZM140 45H142L141 43H140ZM168 45H169V43H168ZM217 45V44H216ZM242 45V44H241ZM261 45V44H260ZM258 46L257 45V47H261V46ZM34 46H35V44H34ZM57 46V45H56ZM95 46V45H94ZM103 46H104V44H103ZM115 46V45H114ZM163 46H166V45H163ZM233 47H234V45H232ZM242 46H244V43H243V45ZM241 46V47H242ZM29 47V46H28ZM59 47V46H58ZM62 47V46H61ZM84 47H85V45H84ZM89 47H91V45L89 46ZM97 47H96V49H97ZM102 47V46H101ZM112 45L110 44V46L109 47H107V49L109 50V49H112ZM118 47H120V46H118ZM122 47V46H121ZM127 46L125 45L124 46V48H126ZM131 47V46H130ZM134 47V46H133ZM138 47V46H137ZM159 47H161V46H159ZM158 47V48H159ZM226 47V46H225ZM253 47V46H252ZM27 48V47H26ZM36 48H37V46H36ZM42 49H43V47H41ZM95 48V47H94ZM104 48H106V47H102V49H104ZM132 48V47H131ZM140 48H141V46H140ZM150 48V49H151ZM157 48V49H158ZM232 48V47H231ZM239 48H240V45H239ZM255 48V47H254ZM28 49H33V48H28ZM41 49V50H42ZM50 49H51V47H50ZM54 49V48H53ZM52 49V50H53ZM58 50H59V48H57ZM81 49H82V47H81ZM84 49V48H83ZM82 49V50H83ZM90 49H93V46H92V48H90ZM90 49H87V50H89L90 52H92L93 53V51H91ZM96 49H93V50H95L96 51ZM116 49H120V48H116ZM115 49V51H117ZM127 49H130V48H127ZM133 49V48H132ZM139 49V48H138ZM167 49H169V48H167ZM242 49H244V47L242 48ZM263 49V48H262ZM34 50V49H33ZM32 50V51H33ZM44 50H47V49H45L44 48ZM44 50H42V51H44ZM66 50V49H65ZM72 50V49H71ZM74 50V49H73ZM77 50V49H76ZM113 50V49H112ZM144 50H146L147 51V49H146V47H145V49ZM153 50V49H152ZM155 51H157L156 49H154ZM153 50V51H154ZM165 50V49H164ZM169 50H171V48L169 49ZM174 50V49H173ZM172 50V51H173ZM185 50H186V48H177V51L182 55V54H185ZM235 50V49H234ZM249 50H252V49H249ZM255 50V49H254ZM257 50H261V49H256V52L257 53H260V52H258ZM264 50V49H263ZM29 51V50H28ZM31 50L29 51V52H32ZM34 51H36V50H34ZM49 51H51V50H49ZM49 51H47V52H49ZM75 51V50H74ZM79 51H81V50H78V53H79ZM84 51H86V50H84ZM94 51V52H95ZM106 52H110V50L109 51H107V50H105ZM122 51V50H121ZM132 52L134 51V50H131ZM130 51V52H131ZM141 51H143V50H141ZM145 51V52H146ZM172 51H169V52H171L172 53ZM262 51V50H261ZM45 52V51H44ZM52 52V51H51ZM51 52H49V54H52ZM56 53L57 52H60V51H55ZM68 52H71V51H68ZM73 52V51H72ZM76 52V51H75ZM101 52H102V50H101ZM100 52V53H101ZM104 52V51H103ZM103 52L101 53L102 54V56H104L103 55ZM118 52V51H117ZM126 53H127V55L126 56H128L129 54H128V50L127 51H125ZM129 52V53H130ZM138 52V51H137ZM165 52V51H164ZM169 52H168V54H169ZM38 54H40L39 53V51L37 52ZM36 53V54H37ZM80 53H83V52H80ZM79 53V54H80ZM86 53H88V51H86L85 52V54ZM96 53H99V52H96ZM119 53V52H118ZM117 53V54H118ZM122 53V52H121ZM121 53H119V54H121ZM134 53V52H133ZM150 53V52H149ZM151 53H152V51H151ZM154 53V52H153ZM157 53V52H156ZM255 53V52H254ZM35 54V55H36ZM54 54V53H53ZM63 54V53H62ZM71 54H73V53H71ZM71 54H69V55H71ZM90 54V53H89ZM86 55V56H88V57H90L91 55ZM105 54H108V53H105ZM118 54V55H119ZM132 54V53H131ZM130 54V55H131ZM146 55H148L147 53H145ZM157 54H160V52L159 53H157ZM46 55H48V54H46ZM80 55H82V54H80ZM80 55H78V56H80ZM99 55V54H98ZM109 56H107V58L109 59V60H115V59H113L115 56H117V57H115V58H118L119 56L118 55H115L114 56V54H113V51H111V53H109L108 54ZM121 55H123L122 57H124L125 55L124 54H121ZM121 55H120V57H121ZM142 55H144V54H142ZM141 55V56H142ZM150 56H151V54H149ZM154 55V54H153ZM162 55V54H161ZM175 55V54H174ZM257 55V54H256ZM261 55V54H260ZM51 56H54V58L55 59H52V61L54 62V64H49V65H45V66H42L41 64V66H34V67H30V68H28L26 71H24L23 69V71L21 72L22 74H24V72H25V76L26 75H30V76H27V77H29L30 79H32V77H34L33 79L35 80V77H38V76H42V75H49V76H53V77H59L60 75H61V71H62V68H64V69H67L66 71H72V72H77V74L78 73H80V69L79 68H77V67H79L80 66V64H77V65H79V66H76L74 63H76V62H74V59L76 60V59H79V60H82L84 57H86V56H84L83 58H81V57H77V58H74V59H70L71 58V56H69L70 58V61L69 60H67V58L65 59V58H63V59H60V58H57V57H55L56 55L54 54V55H51ZM73 56H75V55H73ZM100 56V55H99ZM98 56V57H99ZM136 56H138L139 57V55H136ZM135 56V57H136ZM149 56V57H150ZM159 56V55H158ZM165 56V55H164ZM255 56V55H254ZM59 57V56H58ZM63 57H64V54H63ZM67 57H68V53H67ZM92 58H94L93 56H91ZM96 57V56H95ZM129 57V56H128ZM147 57V56H146ZM154 57H156V56H154ZM154 57H152V58H149V60L151 59H153ZM171 57H173V56H171ZM170 57V58H171ZM183 57H185V56H183ZM258 57H259V55H258ZM46 58V57H45ZM49 58H50V56H49ZM52 58V57H51ZM57 58V59H56ZM87 58V57H86ZM143 58V57H142ZM164 58V57H163ZM169 58V57H168ZM176 58V57H175ZM3 61H7V60H4V57H2L1 58ZM0 59V60H1ZM6 59V58H5ZM100 59H102L101 57H100ZM105 59V58H104ZM123 59V58H122ZM124 59H127V58H124ZM141 58H139V60H140ZM146 59V58H145ZM177 59V58H176ZM182 59V61H183V58H181ZM180 59V60H181ZM262 59H263V57H262ZM1 60V61H2ZM9 60V59H8ZM72 60V61H71ZM78 60V61H79ZM85 60H91V58L90 59H84V61ZM132 60V59H131ZM136 60H138V58L136 59ZM143 60V62H147V61H144V59H142ZM150 60V61H151ZM155 60V59H154ZM179 60V61H180ZM186 60V59H185ZM189 60V59H188ZM3 61H2V63H3ZM11 61V60H10ZM93 61H94V59H93ZM96 61H98V60H96ZM96 61H94V63L96 62ZM117 61H119V60H117ZM127 61H128V59H127ZM127 61L125 62L126 64H127ZM157 61V60H156ZM155 61V62H156ZM162 60H160V62H161ZM166 61H167V58H166ZM168 61H170V60H168ZM181 61V62H182ZM222 61H224L225 62V64L224 65H222V64H220L219 65V63L220 62H222ZM7 62H9V61H7ZM51 62V61H50ZM52 62V63H53ZM74 62V63H73ZM82 62H83V60H82ZM104 62H105V60L103 61V63L102 64H104ZM114 62H116V61H114ZM122 62V61H121ZM163 62V61H162ZM170 62H172V61H170ZM173 62H174V60H173ZM176 62H177V60H176ZM253 62V61H252ZM252 62L250 63V64H252ZM91 63V62H90ZM97 63V62H96ZM137 63V62H136ZM149 63H151V62H149ZM156 63H158V62H156ZM167 63V62H166ZM169 63V62H168ZM178 63H180V62H178ZM259 63H260V61H259ZM10 64V63H9ZM107 64L108 63H106V66H107ZM115 64V63H114ZM118 64V63H117ZM130 64V63H129ZM131 64H133V63H131ZM142 64V63H141ZM140 64V65H141ZM152 64H154V63H152ZM152 64H150V66L152 65ZM161 64H163V63H161ZM173 64H175V63H173ZM172 64V65H173ZM5 65H7V64H5ZM34 65H35V63H34ZM44 65V64H43ZM82 65V64H81ZM92 65V64H91ZM109 65V64H108ZM138 65V64H137ZM167 65V64H166ZM176 65H178V64H176ZM179 65H181V64H179ZM191 64H189V66H190ZM249 65V64H248ZM255 65H259V64H255ZM263 65V64H262ZM28 66V65H27ZM102 66V65H101ZM112 66H114V65H112ZM116 66V65H115ZM136 66V65H135ZM156 65H153V67H155ZM160 66V65H159ZM168 66V65H167ZM173 66H175V65H173ZM184 66V65H183ZM250 66V65H249ZM264 66V65H263ZM11 67V66H10ZM22 67H25V66H22ZM83 69H84V71L83 72H85V73H87V72H89V71H85L86 69L85 68H87V67H83V66H81ZM103 67V66H102ZM101 67V68H102ZM104 67H105V65H104ZM108 67V66H107ZM111 67V66H110ZM122 67H125V66H123L122 65ZM131 67H133L132 65H131ZM147 67H148V65H147ZM157 67H158V65H157ZM169 67V66H168ZM171 67V66H170ZM19 68H21V67H19ZM27 68V67H26ZM136 68V67H135ZM137 68H139V67H137ZM144 68V67H143ZM166 68V67H165ZM177 68V67H176ZM180 69H181V67H179ZM185 68V67H184ZM190 68H191V66H190ZM194 68V67H193ZM264 68V67H263ZM82 69V70H83ZM88 69V68H87ZM106 70V72L104 71V73H108V71L109 70H111V74H112V71H114L113 70V68L111 69V68H109V70H107L108 68H105ZM133 69V68H132ZM157 69H159V68H157ZM169 69V68H168ZM171 69V68H170ZM173 69V68H172ZM178 69V68H177ZM238 69H240V68H238ZM248 69V68H247ZM260 69H262V68H260ZM259 69V70H260ZM96 70H98V69H96ZM103 70V69H102ZM128 70H130V72L131 71H133V70H131V69H128ZM127 70V71H128ZM146 70V69H145ZM145 70H143L142 71V68H141V71L142 72H144ZM149 70H150V68H149ZM151 70H153V69H151ZM151 70L149 71V73L151 72ZM160 70V69H159ZM162 70V69H161ZM161 70H160V72H161ZM167 70V69H166ZM165 70V71H166ZM185 70V69H184ZM237 70V69H236ZM244 70V69H243ZM249 70V69H248ZM253 69H251V71H252ZM263 70V69H262ZM65 71V72H66ZM126 71V72H127ZM140 71V72H141ZM180 71V70H179ZM186 71V70H185ZM211 72V75L209 76L208 75V72ZM241 71V70H240ZM261 71V70H260ZM260 71H258V72H260ZM64 72V71H63ZM102 72V71H101ZM116 72V71H115ZM114 72V73H115ZM129 72V73H130ZM135 72L137 73V71H134V73H133V76H135L134 74H135ZM153 72V71H152ZM154 72H156L155 70H154ZM157 72H158V70H157ZM167 72H168V70H167ZM193 72V71H192ZM234 72V71H233ZM250 72V71H249ZM27 73V74H26ZM123 73V72H122ZM127 74V75H129L130 76V74ZM139 73V72H138ZM177 73V72H176ZM229 73V74H228ZM69 74H71L72 75V73H69ZM76 74V73H75ZM117 74V73H116ZM115 74V75H116ZM143 74V73H142ZM152 74H155V73H152ZM151 74V76H153ZM157 74V73H156ZM166 74V73H165ZM250 74V73H249ZM252 74H253V72H252ZM66 75V74H65ZM64 75V76H65ZM85 75V74H84ZM87 75H89V73H87ZM91 75H93V74H91ZM102 75H104V74H102ZM114 75V74H113ZM120 75V74H119ZM118 75V76H119ZM121 75H123V74H121ZM132 75V74H131ZM149 75V76H148ZM146 74V76H148V77H146V76H144V77H146V78H149V77H151L150 76V74ZM158 75V74H157ZM157 75H155V76H157ZM168 75H170V74H168ZM178 75V74H177ZM176 75V76H177ZM184 75V74H183ZM194 75V74H193ZM234 75V74H233ZM154 76V77H155ZM162 76H163V74H162ZM161 76V77H162ZM191 76V75H190ZM251 76H253V75H251ZM263 76H264V73H263ZM71 77V76H70ZM69 77V78H70ZM78 77H79V75H78ZM86 77H88V76H86ZM106 77V76H105ZM110 77V76H109ZM112 77H114V76H111V78ZM125 77H126V75H125ZM138 76H136L135 78H137ZM141 77H143V75L141 76ZM170 77V76H169ZM230 77H231V75H230ZM229 77V78H230ZM233 77H235V76H233ZM250 77V76H249ZM261 77V76H260ZM44 78V77H43ZM43 78H42V80H43ZM92 78V77H91ZM91 78H90V80H91ZM97 78V77H96ZM108 78V77H107ZM115 78V77H114ZM133 78V77H132ZM140 78V77H139ZM153 78V77H152ZM166 78V77H165ZM164 78V79H165ZM47 79V78H46ZM58 79H61V77H59ZM72 79H73V77H72ZM84 79H86V78H84ZM89 79V78H88ZM109 79V78H108ZM125 79L126 78H124V80L123 81H125ZM150 79V78H149ZM149 79H147V80H149ZM154 79V78H153ZM169 79H171V77L169 78ZM251 79V78H250ZM260 79V78H259ZM261 79H264L263 77L261 78ZM260 79V80H261ZM41 80V79H40ZM57 80V79H56ZM64 80V79H63ZM62 80V81H63ZM78 80H80V79H78ZM133 80H134V78H133ZM143 80V79H142ZM151 80V79H150ZM160 80V79H159ZM188 80H190V79H188ZM260 80H256V84H257V81H259L260 82ZM31 81V80H30ZM39 81V80H38ZM45 82H46V80H44ZM43 81V82H44ZM58 81V80H57ZM61 81V82H62ZM67 81H68V79H67ZM82 81V80H81ZM85 81V83L86 82H88V80L86 81V80H84ZM130 81H132V79H131V77H130ZM136 81V80H135ZM153 81V80H152ZM156 81H157V79H156ZM162 81H164V80H162ZM166 81H167V79H166ZM176 81H178V80H176ZM179 81H181V79H179ZM186 81V80H185ZM202 81V80H201ZM204 81V82H205ZM35 82H37V81H35ZM42 82V81H41ZM70 82H71V80H70ZM69 82V83H70ZM139 82V81H138ZM149 82V81H148ZM159 81H157V83H158ZM169 82H171V81H169ZM181 82H183V81H181ZM264 82V81H263ZM55 84H56V82H54ZM53 83V84H54ZM60 82L58 81L57 82V84H59ZM63 83V82H62ZM75 83V82H74ZM73 83V84H74ZM151 84L152 83H154V84H156L155 83V80H154V82H150ZM161 82H159V84H160ZM177 83V82H176ZM179 83V82H178ZM184 83V82H183ZM198 83V82H197ZM196 83V84H197ZM42 84V83H41ZM63 84H65V83H63ZM67 84V83H66ZM70 84H72V83H70ZM82 84V83H81ZM126 84H128V82L126 83ZM141 84V83H140ZM153 84V85H154ZM159 84H157L158 86L157 87H160L159 86ZM164 84H165V82H164ZM167 84H168V82H167ZM170 84H173V83H170ZM180 84H182V83H180ZM185 84V83H184ZM183 84V85H184ZM187 84H188V82H187ZM201 84V83H200ZM203 84V83H202ZM256 84L254 85L253 84V86H256ZM264 83H262L261 85H263ZM44 85V84H43ZM60 85H62V84H60ZM78 85V84H77ZM148 85H149V83H147V87H148ZM161 85H162V83H161ZM204 85V84H203ZM58 86V85H57ZM57 86H55V87H57ZM65 86V85H64ZM64 86H63V88H64ZM67 86V85H66ZM68 86H71V85H68ZM91 86V85H90ZM134 86V85H133ZM173 86V85H172ZM175 86H176V84H175ZM174 86V87H175ZM178 86H180L179 84H178ZM199 86V85H198ZM260 86V85H259ZM60 87V86H59ZM74 87V86H73ZM72 87V89H74L75 90V88L76 87H74L73 88ZM79 87V86H78ZM144 87V86H143ZM152 88L153 87H155V86H151ZM164 87V86H163ZM181 87V86H180ZM194 87H195V85H194ZM257 87V86H256ZM261 87V86H260ZM262 87H264V86H262ZM58 88V87H57ZM67 88V87H66ZM81 88V87H80ZM145 88V87H144ZM162 88V87H161ZM167 88V87H166ZM168 88H170V87H168ZM204 88V87H203ZM254 87H252V89H253ZM54 89H56V88H54ZM65 89V88H64ZM68 89V88H67ZM66 89V90H67ZM77 89V88H76ZM87 89V88H86ZM85 89V90H86ZM159 89V88H158ZM157 88L155 89H153V91L154 90H158ZM177 89V88H176ZM259 89V88H258ZM68 90H71V89H68ZM88 90V89H87ZM86 90V91H87ZM143 90V89H142ZM168 90V89H167ZM194 90V89H193ZM206 90V89H205ZM251 90V89H250ZM249 90V91H250ZM262 89H260V91H261ZM77 91V90H76ZM86 91H84L83 90V92H85L86 93ZM159 91V90H158ZM165 91V90H164ZM253 91V93L256 91V89H255V91H254V89L252 90ZM80 92V91H79ZM156 92V91H155ZM162 92V91H161ZM160 91H159V94L158 93H156V95H161L162 93H161ZM170 92V91H169ZM172 92V91H171ZM170 92V93H171ZM174 92V91H173ZM261 92H264V89H263V91H261ZM260 92V93H261ZM75 93V92H74ZM89 93V92H88ZM161 93V94H160ZM166 93V92H165ZM164 93V94H165ZM168 93V92H167ZM166 93V94H167ZM252 93V94H253ZM76 94V93H75ZM74 94V95H75ZM191 94V93H190ZM255 94V93H254ZM262 94V93H261ZM261 94L259 95L260 97H261ZM264 94V93H263ZM72 95V94H71ZM80 95V94H79ZM163 95V94H162ZM161 95V96H162ZM182 95H188V94H186V92H185V94H184V91H183V94ZM258 95V94H257ZM256 95V96H257ZM158 96V97H159ZM164 96H166V95H164ZM192 96V95H191ZM250 96V95H249ZM249 96H247V97H249ZM167 97V96H166ZM183 97V96H182ZM246 97V98H247ZM251 97L252 98H254L253 97V95H251ZM262 97H263V95H262ZM161 99H163V97H160ZM159 98V99H160ZM186 98V97H185ZM235 98H237V97H235ZM244 98V97H243ZM245 98V99H246ZM250 98V97H249ZM184 99V98H183ZM186 99H188V98H186ZM186 99H184V100H186ZM259 99V98H258ZM257 99V100H258ZM164 100V99H163ZM168 100V99H167ZM166 100V101H167ZM182 100V99H181ZM244 100V99H243ZM248 100V99H247ZM168 101H171V100H168ZM167 101V102H168ZM187 101V100H186ZM244 101H246V100H244ZM256 101V100H255ZM166 102V103H167ZM185 102V101H184ZM191 102V101H190ZM243 102V101H242ZM242 102H240V104L242 103ZM249 103V101H246V103ZM258 102V101H257ZM164 103V102H163ZM180 103V102H179ZM255 103V105L258 107V105L256 104V102H254ZM258 103H260V102H258ZM186 104V103H185ZM242 104H245L244 102L242 103ZM251 104H253V101L251 102ZM261 104V103H260ZM167 105V104H166ZM169 105V104H168ZM183 105V104H182ZM182 105H180V106H182ZM249 105V104H248ZM247 105V106H248ZM254 105V104H253ZM252 105V106H253ZM184 106H186V105H184ZM184 106H183V108H184ZM190 106V105H189ZM237 106V107H236ZM242 106V105H241ZM243 107H245V105H243ZM242 107V108H243ZM264 107V106H263ZM170 108V107H169ZM174 108V107H173ZM233 108H235V109H233ZM246 108V107H245ZM251 108V107H250ZM252 109V108H251ZM264 109V108H263ZM176 110V109H175ZM181 110V109H180ZM250 109H248V111H249ZM255 110V109H254ZM260 110V109H259ZM187 111V110H186ZM189 111V110H188ZM187 111V112H188ZM232 111V112H233ZM258 111V110H257ZM181 112V111H180ZM189 112H191V111H189ZM239 112V111H238ZM237 112V113H238ZM242 112H244V111H242ZM252 112H253V110H252ZM196 113V112H195ZM194 113V114H195ZM218 113H219V115H218ZM250 113V112H249ZM257 113V112H256ZM263 113V112H262ZM262 113L261 114H259L260 116L262 115ZM183 114V113H182ZM190 114V113H189ZM239 114V113H238ZM242 114V113H241ZM244 114V113H243ZM242 114V115H243ZM248 114V113H247ZM187 115V114H186ZM193 115V114H192ZM197 115V114H196ZM195 115V116H196ZM236 115V114H235ZM246 115V114H245ZM249 115H251V114H249ZM253 115V114H252ZM255 115V114H254ZM253 115V117H255ZM184 116V115H183ZM188 116V115H187ZM194 116V117H195ZM234 116V115H233ZM240 116V115H239ZM244 116V115H243ZM259 116V117H260ZM264 116V115H263ZM189 117H190V115H189ZM189 117H186L187 119L189 118ZM192 117V116H191ZM242 117V116H241ZM249 117V116H248ZM259 117H257V118H259ZM193 118V117H192ZM191 118V119H192ZM252 118V117H251ZM261 118H262V116L260 117V120H261ZM190 119V118H189ZM241 120H242V118H240ZM245 119V118H244ZM253 119V118H252ZM263 119V118H262ZM236 120V121H235ZM258 120V119H257ZM259 120V121H260ZM189 121H191V120H189ZM239 123H240V121H239ZM199 124V123H198ZM197 125V124H196ZM195 125V126H196ZM202 128V127H201ZM198 129H199V127H198ZM26 130V129H25ZM162 131V130H161ZM164 131V130H163ZM167 131V130H166ZM3 132V131H2ZM158 133V132H157ZM160 133V132H159ZM204 133V132H203ZM191 134H192V132H191ZM197 134H198V131H197ZM161 135V134H160ZM187 135V134H186ZM21 136V135H20ZM23 136V135H22ZM36 136H38V135H36ZM155 136V135H154ZM183 136V135H182ZM201 136V135H200ZM7 137V136H6ZM190 137V136H189ZM208 137V136H207ZM28 138V137H27ZM176 138V137H175ZM184 138V137H183ZM182 138V139H183ZM200 138V137H199ZM199 138H197V139H199ZM202 138V137H201ZM16 139V138H15ZM40 139V138H39ZM174 139V138H173ZM32 140V139H31ZM31 140H30V142H31ZM41 140V139H40ZM171 140H172V138H171ZM189 140V139H188ZM187 140V141H188ZM200 140V139H199ZM33 141V140H32ZM37 141V140H36ZM35 141V142H36ZM175 142L177 141V140H174ZM174 141H172L171 143L173 144L174 143ZM182 141V140H181ZM185 141V140H184ZM190 141V140H189ZM192 141V140H191ZM194 141V140H193ZM202 141V140H201ZM29 142V141H28ZM54 142V141H53ZM162 142V141H161ZM32 144H35L34 143V141L33 142H31ZM40 143H42V142H39V146L41 145H43V143L42 144H40ZM171 143H168V145L169 144H171ZM181 143V142H180ZM48 144H50V143H47V145ZM175 144V143H174ZM174 144L173 145H171V147H173L174 146ZM181 144H183V141H182V143ZM181 144H180V146L179 147H182V146H184V144L181 146ZM198 144H200V143H198ZM232 144H233V146H232ZM17 145V144H16ZM45 145V144H44ZM45 145L46 147H45V153H46V148H48V150H50V149H52V150H50V151H54V148H52V145L50 146V145ZM167 145V146H168ZM35 146V145H34ZM53 146H56V145H53ZM200 146V145H199ZM59 147V146H58ZM211 147V148H210ZM38 148V147H37ZM41 148V147H40ZM42 148H43V146H42ZM50 148V149H49ZM57 150V148H55V151ZM50 151H48V152H50ZM59 151H61V150H58V152ZM63 151V150H62ZM62 151L60 152V153H62ZM181 151V152H182ZM176 152V151H175ZM64 154H66L65 152H63ZM177 153H178V150H177ZM177 153H174V154H177ZM71 154H73V153H71ZM181 154V155H182ZM33 155V154H32ZM44 155V154H43ZM46 155H48V153L46 154ZM45 155V156H46ZM70 155V154H69ZM29 156V155H28ZM28 156H26L27 158H28ZM179 156H180V152H179ZM182 156V157H183ZM25 157V156H24ZM186 157V158H187ZM43 158V157H42ZM72 158V157H71ZM23 159V158H22ZM24 159H26V158H24ZM29 159H30V157H29ZM33 159V158H32ZM35 159H36V157L34 158V161H35ZM36 161H39V159L37 160L36 159ZM178 161V160H177ZM26 163H28V162H30L29 160H27V161H25ZM57 162H59V161H57ZM206 162V163H205ZM35 162H33V161H31V164H30V168H34L35 167ZM71 164V163H70ZM26 165V164H25ZM172 165V164H171ZM171 165H170V167H171ZM23 166H24V163H23ZM101 166V168H105L106 166L105 165H100ZM173 166V165H172ZM19 167V166H18ZM154 167V166H153ZM6 168V167H5ZM100 168V169H101ZM198 168H199V165H198ZM25 169V168H24ZM99 169V168H98ZM106 169H108V167L106 168ZM105 169V170H106ZM27 170H29V168L27 169ZM26 170V172H25V174H27V171ZM102 170V169H101ZM109 171H110V169H108ZM108 170H106L107 172H109ZM24 171V170H23ZM30 172H29V174H27V175H29V177L31 176L30 174H32L31 172H32V170H29ZM116 171V170H115ZM111 172V171H110ZM112 172H114V171H112ZM123 172V171H122ZM125 172H127L129 175H134V171H131V170H129V169H125ZM137 172V171H136ZM35 173H37V172H35ZM34 173V174H35ZM96 173V172H95ZM106 173V172H105ZM114 173H116V172H114ZM197 173V172H196ZM196 173H192V171L190 170L189 171V169L187 170V173L185 174V175H187V177L189 178L190 176H197V177H201V175H198V174H196ZM40 174V173H39ZM38 174V175H39ZM59 174V173H58ZM102 174V173H101ZM17 175V174H16ZM33 175V174H32ZM207 175V174H206ZM36 177H38V176H36ZM129 177V176H128ZM132 177V176H131ZM183 177H185V176H183ZM204 177H206V176H204ZM5 178H8V177H5ZM5 178H3V180L5 179ZM32 178V177H31ZM33 178H35L34 176H33ZM178 178H180V177H178ZM191 178V177H190ZM189 178V179H190ZM11 179V178H10ZM36 179V178H35ZM39 179V178H38ZM2 180V181H3ZM7 180H9V179H7ZM11 180H13V178L11 179ZM6 181V179L3 181V182H5ZM14 181V180H13ZM13 181H10V182H13ZM10 182H8V181H6L5 183H2L3 184V187L4 186H7V187H9L10 186ZM16 181H14V184H11V186H13V185H15V184H17V185H15V187L16 186H19V183H15ZM8 183H10L9 185H7ZM68 183H71V182H68ZM67 183V184H68ZM179 183V182H178ZM219 183H224L225 184V186L227 187V192L229 193V195L228 196H225L224 194H222V193H220V191L219 192H209L208 191V193H207V190L211 187V186H213V185H218ZM0 184H1V182H0ZM63 184V183H62ZM65 184V183H64ZM63 184V185H64ZM73 181H72V183L70 184V185H68L69 186V192L71 191H73L74 189H73ZM29 185V184H28ZM31 185L32 184H30L29 185V187H31ZM221 185V184H220ZM67 186V187H68ZM14 187V186H13ZM12 187V188H13ZM33 187V186H32ZM32 187L31 188H28V186H27V189H32ZM64 187H66V185L64 186ZM213 187H215V186H213ZM18 188V190H19V188L20 187H17ZM34 188V187H33ZM63 188V187H62ZM208 188V189H207ZM216 188V187H215ZM14 189V188H13ZM23 189V188H22ZM65 189V188H64ZM68 189V188H67ZM123 189V188H122ZM207 189V190H206ZM4 190H7V189H5L4 188ZM15 190V189H14ZM14 190H11L12 192L14 191ZM21 190V189H20ZM34 190V192H35V190L36 189H33ZM66 190V189H65ZM210 190H211V188H210ZM216 190V189H215ZM25 191H27V190H25ZM98 191V190H97ZM32 192V191H31ZM34 192H32V193H34ZM43 192V189L41 190V193ZM140 193L139 194H137L136 196V198H138L139 200H138V203H139V201H141L143 204H145V205H147V210H145L146 212L149 210L150 211V208H148V206L151 204V197L149 198L148 196H146L144 193L142 194L141 193V191H139ZM226 192V193H227ZM15 193V192H14ZM13 193V195L12 196H15L16 194H14ZM16 193L18 194L19 192L18 191H16ZM27 194H23L22 196H25V195H28V196H26L27 198L28 197H30V196H35V197H38L39 195L38 194H32V193H30V195H29V193H28V191L26 192ZM37 193H40L38 190H37ZM40 193V194H41ZM48 193H50V192H48ZM60 193V192H59ZM137 193V192H136ZM3 194H5V193H3ZM11 194V193H10ZM20 194L21 193H19V197H20ZM44 194V193H43ZM43 194H41V197L42 196H44ZM52 194V193H51ZM72 194H74V193H72ZM128 194V193H127ZM130 194V193H129ZM128 194V195H129ZM133 194H134V192H133ZM8 195V194H7ZM38 195V196H37ZM45 195H47V192H45ZM61 195V194H60ZM69 195V194H68ZM75 195V194H74ZM227 195V194H226ZM5 196V195H4ZM51 196H53V194L51 195ZM67 196V195H66ZM71 198H72V195H69ZM80 196H82V195H80ZM84 196H87V194L86 195H84ZM130 196V195H129ZM1 197V196H0ZM17 197V196H16ZM17 198V199H20V198ZM40 197V196H39ZM40 197V198H41ZM48 197V196H47ZM58 197H59V195H58ZM58 197L56 198V200L58 199ZM131 197V196H130ZM133 197V196H132ZM153 197H154V195H153ZM183 197V198H184ZM2 198V197H1ZM8 198L9 197H7L6 199L8 200ZM22 198V197H21ZM27 198H25V199H27ZM40 198H38V199H36L35 200V198H34V200L32 199V197H31V200L33 201V203L34 204H36L35 202L38 200L39 201V199ZM44 198H45V196H44ZM52 198V197H51ZM182 198V197H181ZM180 198V199H181ZM3 199V198H2ZM4 199H5V197H4ZM29 199V198H28ZM43 199V197L41 198V202L43 201L42 200ZM60 199V198H59ZM67 199H70L69 197L67 198ZM94 199H95V197H94ZM133 199H135V198H133ZM154 199V201H152V202H155L156 203V205L157 204H160V205H168V204H170V205H172L173 204V206H177V204L175 205V203H171V201L172 200H170V199H168V198H166L165 196H160V195H155V197L153 198ZM13 200V199H12ZM48 199H46V201H47ZM121 200V199H120ZM137 199H135V201H136ZM151 200V201H150ZM183 200V199H182ZM182 200H180V202L182 201ZM4 201V200H3ZM18 201V200H17ZM21 201V200H20ZM27 201V200H26ZM24 201V199H23V202H24V204L23 205H25L27 202H29L30 203V201ZM35 201V202H34ZM45 201V202H46ZM54 201H55V199H54ZM53 201V204H55L56 203V201L54 202ZM59 201V200H58ZM68 201H70V200H68ZM74 201V200H73ZM76 201V200H75ZM79 201V200H78ZM134 201V202H135ZM2 202V200L0 201V203ZM19 202V201H18ZM17 202V203H18ZM41 202H37V206H39L40 205V203ZM47 202H49L50 203V201H47ZM21 203V202H20ZM20 203H18L17 205H19ZM43 204H44V201L42 202ZM41 203V204H42ZM94 203V202H93ZM96 203V202H95ZM132 203V202H131ZM130 203V204H131ZM137 203V202H136ZM135 203V204H136ZM176 203H178V202H176ZM31 204V203H30ZM34 204L32 205V207H34L33 209H34V211L35 210H38L37 208H39V207H37V206H34ZM39 204V205H38ZM43 204L42 205H40V206H42L43 207ZM62 204V203H61ZM180 204V203H179ZM0 205H2V203L0 204ZM6 205H8L7 203H6ZM27 205V204H26ZM45 205H47V203L45 204ZM44 205V206H45ZM139 205V204H138ZM151 205H153V204H151ZM151 205L149 206V207H151ZM3 206V205H2ZM88 206V205H87ZM100 206H102V205H100ZM137 206V205H136ZM136 206H134V207H136ZM142 206V205H141ZM155 206V205H154ZM180 206V207H181ZM19 207H22V206H17V208H19ZM35 207H37L36 209H35ZM51 207V206H50ZM69 207V206H68ZM117 207V206H116ZM115 207V208H116ZM121 207V206H120ZM124 207V206H123ZM156 207H158V206H156ZM161 207H163V206H159V208L161 209ZM165 207V206H164ZM172 207V206H171ZM178 207V206H177ZM176 207V208H177ZM179 207V208H180ZM25 208H26V206H25ZM45 208V207H44ZM47 208V207H46ZM104 208H106V207H104ZM108 209H110L109 207H107ZM106 208V209H107ZM167 208H169V206L167 207ZM23 209V208H22ZM30 208H27V210H29ZM42 209V208H41ZM51 209V208H50ZM164 209V208H163ZM172 209H173V207H172ZM178 209V208H177ZM181 209V208H180ZM45 210V209H44ZM111 210V209H110ZM135 210V209H134ZM137 210V209H136ZM135 210V211H136ZM152 211H150V212H153V211H155V210H157L156 208L155 209H151ZM159 210V209H158ZM157 210V211H158ZM176 210V209H175ZM24 211V210H23ZM31 212L33 211V210H30ZM144 211V210H143ZM144 211V212H145ZM156 211V212H157ZM180 211V210H179ZM28 212V211H27ZM30 212V213H31ZM36 212V211H35ZM39 212H41V213H43L42 212V210L41 211H39ZM110 212H112V211H110ZM142 212V211H141ZM145 212V213H146ZM149 212V213H150ZM159 212V211H158ZM13 213V212H12ZM155 213V212H154ZM159 213H161V212H159ZM159 213H157V216H158V214ZM164 214V213H163ZM40 215H42V214H40ZM143 215H146V214H143ZM147 215H148V213H147ZM150 215H151V213H150ZM154 215V214H153ZM153 215H151V216H153ZM156 215V214H155ZM43 216V215H42ZM45 216V215H44ZM108 216V215H107ZM151 216H147L148 218H151ZM50 217V216H49ZM52 217H54V216H52ZM154 218H155V216H153ZM159 217V216H158ZM157 217V218H158ZM46 218V217H45ZM112 218V217H111ZM155 219L154 221H156V220H160V219ZM55 219V218H54ZM50 220V219H49ZM52 220V219H51ZM89 220V219H88ZM87 220V221H88ZM111 220V219H110ZM163 220H166V218L165 219H163ZM175 221L177 220V219H174ZM40 221H43V220H41L40 219ZM44 221H45V219H44ZM96 221V220H95ZM103 221V220H102ZM141 221H143L142 219H141ZM148 221V220H147ZM151 221H153V219L151 220ZM49 222H51V221H49ZM81 222V221H80ZM132 222V221H131ZM160 222H162V221H160ZM40 222L38 221V224L37 225H40L39 224ZM119 223V222H118ZM145 223V222H144ZM156 223V222H155ZM155 223H153V225L155 224ZM163 223V222H162ZM41 224H43V223H41ZM44 224H45V222H44ZM98 224V223H97ZM170 223H168V225H169ZM151 225H152V223H151ZM152 225V226H153ZM46 226V225H45ZM48 226H49V224H48ZM47 226V227H48ZM151 226V227H152ZM161 226V225H160ZM163 226H164V224H163ZM24 227V226H23ZM23 227H21L23 230H25V228H23ZM30 227L31 226H29V229H30ZM34 227H36V225L34 226ZM42 227H44V225L42 226ZM156 227H158L157 225L155 226V229L156 230H158V228H156ZM2 228V227H1ZM48 228H50V227H48ZM47 228V229H48ZM101 228V227H100ZM118 228V227H117ZM163 228V227H162ZM15 228H13L12 230H14ZM19 230H20V228H18ZM35 228H33V231H36V230H34ZM38 229V228H37ZM52 229H54L53 227H51V232H52ZM143 229V228H142ZM152 229H153V227H152ZM169 229H170V227H169ZM183 229V228H182ZM187 229H186V231L184 230V232H185V234H182V236L183 235H185V237H182V238H187L188 237V235L186 234V232H187ZM11 230V231H12ZM159 230H161V228L159 229ZM158 230V231H159ZM175 230V229H174ZM174 230H171L170 232H172V231H174ZM192 230V231H191ZM201 230V231H202ZM4 232L5 233V231L4 230H1L0 231V234H1V232ZM16 231V229L14 230V232ZM43 231V230H42ZM48 231V230H47ZM46 231V232H47ZM54 231V230H53ZM153 231V230H152ZM196 230H194V232H195ZM198 231H200V230H198ZM197 231V232H198ZM200 231V232H201ZM19 232V231H18ZM27 232V231H26ZM45 232V233H46ZM149 232V231H148ZM157 232V231H156ZM176 232V231H175ZM175 232H174V234H175ZM179 232V231H178ZM181 232V231H180ZM183 232V233H184ZM193 232V233H194ZM3 233V234H4ZM33 233V232H32ZM35 233V232H34ZM33 233V234H34ZM43 233V232H42ZM150 233H151V230H150ZM163 233H164V231H163ZM8 234V233H7ZM10 234H12V233H10ZM9 234V235H10ZM23 234V233H22ZM26 234V233H25ZM28 234V233H27ZM49 234V233H48ZM167 234V233H166ZM179 234V233H178ZM195 234V233H194ZM5 235V234H4ZM13 235V234H12ZM29 235H32V234H29ZM43 235H45V234H43ZM47 235V234H46ZM147 235H149V234H147ZM158 235H160L159 233H158ZM164 235V234H163ZM177 235V234H176ZM176 235H175V238H177L176 237ZM181 235V234H180ZM191 235H192V233H191ZM198 235V234H197ZM13 236H15V235H13ZM38 236H41V235H38L37 234V236H36V239H38ZM169 236H171V235H169ZM177 236H179V235H177ZM187 236V237H186ZM195 236V235H194ZM193 236V237H194ZM2 236L0 235V238H1ZM7 237V236H6ZM31 237V236H30ZM35 237V236H34ZM33 237V238H34ZM42 237H44V236H42ZM160 236H158V238H159ZM162 237V236H161ZM172 237V236H171ZM180 237V236H179ZM4 238V236L1 238V240ZM11 238H13V237H11ZM10 238V239H11ZM157 237H155V240H157L158 239ZM189 238H191L190 236H189ZM29 240L31 239V238H28ZM35 238L34 239H31V240H36ZM42 239H44V238H42ZM153 239V238H152ZM12 240V239H11ZM30 240V241H31ZM146 240V239H145ZM19 241V240H18ZM27 241V240H26ZM154 241V240H153ZM245 241V240H244ZM28 242V241H27ZM146 242V241H145ZM154 242H157V241H154ZM245 242H247V241H245ZM0 243H1V241H0ZM18 243V242H17ZM24 243V242H23ZM22 243V245H24ZM31 243V242H30ZM247 243H249V242H247ZM1 244H3V243H1ZM21 244V243H20ZM19 244V245H20ZM25 244H27V243H25ZM21 245V246H22ZM16 246H18V245H16ZM21 246H20V248H21ZM244 246H246V244L244 245ZM247 250V249H246ZM194 251V250H193ZM248 251V250H247ZM229 253V252H228ZM216 258V257H215ZM217 259V258H216ZM211 260V259H210ZM213 262V261H212ZM207 263V262H206Z\"/></svg>", "mask_w": 264, "mask_h": 264}]
</instances>
